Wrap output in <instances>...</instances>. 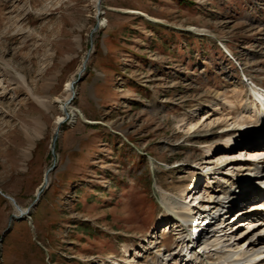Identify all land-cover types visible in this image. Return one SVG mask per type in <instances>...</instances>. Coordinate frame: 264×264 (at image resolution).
<instances>
[{
  "label": "rangeland",
  "instance_id": "1",
  "mask_svg": "<svg viewBox=\"0 0 264 264\" xmlns=\"http://www.w3.org/2000/svg\"><path fill=\"white\" fill-rule=\"evenodd\" d=\"M98 1L0 0V191L26 211L49 171L11 225L0 193V264H129L124 247L150 263L161 238L179 252L165 197L193 215L261 161L243 144L264 147V133L215 146L234 93L264 87V0ZM234 202L229 215L259 201Z\"/></svg>",
  "mask_w": 264,
  "mask_h": 264
},
{
  "label": "bare ground",
  "instance_id": "2",
  "mask_svg": "<svg viewBox=\"0 0 264 264\" xmlns=\"http://www.w3.org/2000/svg\"><path fill=\"white\" fill-rule=\"evenodd\" d=\"M73 81L74 80L69 81L66 85L67 97L65 101L62 102L63 104L61 106V108H63L64 104H66L64 111L71 104V102L68 101L75 96H72L73 88L75 87L72 86ZM251 85V89L254 90L253 94L251 93V96L247 101H245L247 96L243 95L241 97L238 93H234L237 94L236 99L239 106L237 105L236 101L235 103H231V106L228 108L231 109L229 110V113H227L228 117L226 116V122L228 124L222 127L226 129L224 130L226 132L219 136L220 140L224 139V145H216L215 148L219 147V149L221 148L222 150L229 149L230 146L234 145L233 142H235V134L241 139H251L257 135L255 132H259L260 134L264 133V90L258 88V86L253 84L252 81ZM216 96V104H212L211 106H218L219 102L221 101L220 99L228 101L232 97V95L228 96V92L217 93ZM38 102L43 105V107H46V103L48 101L38 100ZM65 119H67L65 116H59L56 120L57 126L64 122ZM231 126L232 128H235L236 132L229 131L230 128L228 129L227 127ZM243 127L246 128L244 129ZM192 128L193 125L191 126V129ZM247 130H249V132ZM243 145L252 150L251 152L254 154L253 158L257 156V158L261 157V161H249L243 164L241 166V170H246L244 174L245 176H243L244 178L242 177L243 179L238 177L235 173H232L233 176L231 177L230 175L232 174H227L229 178L226 179V184L214 188L208 193L209 202L205 204L201 210L195 211L193 215H190L185 211L183 212L181 210H176L177 204L165 197V207L168 213H170L172 218L175 220L174 227L175 230L178 231L177 235L178 238H180V245L184 246L186 244H190L188 238L190 237L191 231L187 229L186 226L189 224V222L195 221L198 215L201 216L205 214L206 212L203 210L208 208L211 210L206 214V217L202 219L205 220L214 213L219 212L221 207H224V204L226 203H228L227 212L230 213L233 212L235 206L237 205V202L234 201H238V203H240L245 199H256L255 192L259 189L261 190V185H264V147L253 145L251 143L248 145L244 143ZM225 158H229V155L226 154ZM241 170L239 169V171ZM254 176H256V178L252 179ZM201 178L202 175L199 176V179ZM262 204H264L263 201L252 206V212L255 209H259ZM23 211H25V209H23ZM247 211L249 210H246V212L243 211V213L246 214L232 213L227 220L223 218L215 220L205 231L202 230L200 233L202 240L200 243L202 246L199 249V252L203 249V254L199 255L200 253H198V256L195 255L192 260L191 255L189 256L188 254H182V246L179 252H172L168 246L164 244L163 241H161L162 238L157 242L155 247L148 249L152 251L151 249L157 248L156 252L152 251V254H150L153 256L150 263L147 260H142L145 259V257L140 258L139 255L143 256L142 251L133 249L132 247L128 249L127 247L123 248L125 259L126 261H130L129 264H184L185 262L186 264H196L197 262L206 264H264V213L256 215V219H254L253 213H247ZM243 218L247 221V227L244 230L241 229L240 226L241 219ZM182 220L185 222V225H183L181 222ZM225 220L228 222V224L224 226ZM160 242L162 245L158 246V243ZM192 249L194 250H191L193 255V253L195 254V251L197 252V250H195L196 247L194 245L192 246ZM176 255L179 257L181 256L180 261L179 257ZM183 257L186 258L183 259Z\"/></svg>",
  "mask_w": 264,
  "mask_h": 264
},
{
  "label": "water",
  "instance_id": "3",
  "mask_svg": "<svg viewBox=\"0 0 264 264\" xmlns=\"http://www.w3.org/2000/svg\"><path fill=\"white\" fill-rule=\"evenodd\" d=\"M100 3H101V0L98 1V12H99V9H100ZM99 26H100V23L97 22L95 28H94L93 31H92V34H93V33L99 28ZM87 61H88V58L83 62V68H82V70L79 72V77H78V79H77L76 81H75V80L73 81V85H72V86H75V83H77L78 81L81 80V75H82V73H83V72L85 71V69H86ZM72 100H73V98H71L68 102H71ZM65 115H66V118H69V116H70V115H69V112L67 111V108L65 109ZM62 123H63V122H62ZM62 123H61V124H62ZM61 124L57 126L56 131H55V135H54V138H53V143H52V153H53V155H55V146H56V143H57V140H58V137H59V132H60V126H61ZM48 173H49V171L47 172V174H46V176H45L44 185H43V187L41 188V190L38 192V194H37V196H36V199H35L34 203L31 205V207L39 201V199H40V197H41V194L43 193L45 187L49 185V176H48ZM0 193H1L4 197H6L7 199H9V200L15 205V207H16V209H17V211H18V214H13V215H12V217H11V219H10V225H11V222H12L14 219H22V218H24L25 214H27V213L30 212L31 207H29L26 211H23V209L17 204V202H16V200H15L14 197L9 196V195H7V194H4V193H2L1 191H0Z\"/></svg>",
  "mask_w": 264,
  "mask_h": 264
}]
</instances>
